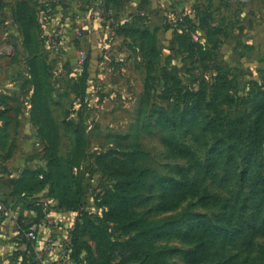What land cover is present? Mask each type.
Masks as SVG:
<instances>
[{"label":"rangeland","instance_id":"rangeland-1","mask_svg":"<svg viewBox=\"0 0 264 264\" xmlns=\"http://www.w3.org/2000/svg\"><path fill=\"white\" fill-rule=\"evenodd\" d=\"M123 1L115 13L121 27L114 36L81 29L79 39L65 26L54 35V46L48 40L60 17L43 7L35 9L31 49L23 45L15 22L8 27L10 14L0 12V49L7 48L0 50V160L8 159L12 175L24 168L49 169L46 136L31 113L34 81L29 62L35 54L57 125L54 149L69 174L72 193L80 186L86 208L101 213L99 197L118 179L113 171L143 169L142 185L129 190L121 207L124 219L142 216L149 223V243L146 237L138 251L162 247L163 264H187L182 253L192 244L170 232L191 227L196 213L217 215L238 186L233 181L220 188L208 181L210 190L219 193L218 204L204 209L187 197L165 210L160 180L181 181L182 168L193 165L184 174L190 181L208 158L217 159V169L223 170L232 158L239 174L248 165L251 174L264 173V0H165L155 1L156 9L149 0ZM5 2L0 0V10ZM235 119L240 120L236 135L227 125ZM244 124L258 134L254 158L247 155L253 135L243 132ZM172 141L190 154L183 157L171 150ZM242 187L248 193V182ZM51 188L47 183L39 191L11 195L0 181V219L6 230L37 224L29 246L19 241L8 251L1 244L0 264H16L17 248L25 255L17 257L20 264H75L68 245L76 213L60 207ZM177 195H168L169 205ZM235 247L230 252L240 249L242 261L264 262V232ZM131 252L122 248L112 257L125 261Z\"/></svg>","mask_w":264,"mask_h":264},{"label":"trees","instance_id":"trees-1","mask_svg":"<svg viewBox=\"0 0 264 264\" xmlns=\"http://www.w3.org/2000/svg\"><path fill=\"white\" fill-rule=\"evenodd\" d=\"M112 1L119 2V0H103L104 7L113 9L109 4ZM36 14L28 0L16 1L12 11L13 22L21 31L23 45L29 49L36 41L34 35L37 28ZM29 67L34 81L31 113L33 119L40 125V133H44L46 136L47 145L45 148L48 150L50 159L49 169L46 171L41 168H24L18 175L1 172L0 181L12 190L11 195L19 196H24L26 192L39 191L47 183L51 184L50 194L57 200L58 205L76 213L74 226L69 231L70 242L68 245L70 257L75 261V264H163L161 260H164L166 249L160 247L155 251L149 249L138 251L139 244L144 242L146 237L149 243V223L142 216L133 215L130 219H124L122 215L121 207L128 199L129 190L142 185L144 170L130 169L122 173L114 170L113 174L117 175V181L107 189H103L98 200L97 205L104 208L103 212L97 213L86 208L85 193L80 186L77 187L76 193H72L69 174L66 175L64 172L61 160L54 149V146L57 145V125L51 117L45 92H43L46 87L43 75L35 68L37 67L35 54H31ZM239 122V119H235L227 124L234 135H236L235 128H239ZM243 132L246 135H253L247 155L249 158H254V153H258V149H255L257 145L255 143H258V134H254L253 130L248 129L245 124ZM169 146L173 151L178 150L183 154L181 155L183 157L190 154L184 146L176 141L169 142ZM7 157L5 155L4 158ZM204 162L198 164L200 169L194 173L190 181L186 180L184 174H187L193 165L182 168L181 181L169 178L160 180L161 200L165 210L175 207L187 197L196 200L193 206L200 205L204 209L208 208L210 203L218 204L215 202L220 201L219 193L210 190L208 181L211 182L210 185L215 183L220 188L229 187L235 181L233 186L237 185L238 189L232 191L230 199L222 201L217 215L208 216L205 212L196 213L192 216L194 222L191 223V227L184 231H171L169 236L179 237L184 242L192 244L190 249L182 253V260L187 264H249L241 260L240 249L236 253L230 251L237 249L235 246L238 241L243 243V240H249L264 232V173L255 171L251 174L252 166L248 165L244 173L239 174L236 172L235 160L232 158L227 160V167L223 170L217 169L219 166L217 159L213 161L208 158ZM2 171L6 172L7 169ZM56 174L57 177H55ZM3 175H7L8 178H2ZM244 182H248V193L243 191ZM172 192L178 195L174 205H169L168 195ZM0 202L2 203L1 199ZM245 212L249 214L247 219H245ZM1 215L2 210H0ZM234 217L236 220H233ZM29 225L21 224V227L18 228V238L16 239L18 243L21 241L28 246L31 244L32 240H29L25 235V230ZM123 234H127L124 239H122ZM122 248H132V256H129L125 261L122 257H112L114 252H121ZM14 251L17 260L18 256L25 258L24 252L20 249L17 248ZM17 260L16 264H20ZM250 264H264V262H251Z\"/></svg>","mask_w":264,"mask_h":264},{"label":"crops","instance_id":"crops-1","mask_svg":"<svg viewBox=\"0 0 264 264\" xmlns=\"http://www.w3.org/2000/svg\"><path fill=\"white\" fill-rule=\"evenodd\" d=\"M2 1H6L5 2V9L1 8L0 12L6 11L7 13L10 14V21H9V25L7 24L8 20L5 22V24L8 25V27L12 26L13 23V19L12 17V11H13V7L15 6V2L18 0H2ZM29 2H31L30 4L33 6L34 9L36 10H40L41 7H43V11L47 12L48 10H52L53 11V15L55 17H60V19H57V25L58 26H64V31H65V26H68V30L67 33H71V35L73 34L74 31V26H75V22L72 19V2L73 0H28ZM62 1V2H60ZM150 1V6H152L154 9H156L155 7L157 6L155 1H160L161 3L165 0H149ZM124 3L123 0H119V2L114 3L113 1L110 2V6H112L113 10L115 13L120 12L119 10V6L121 5V3ZM44 3V4H43ZM43 4V5H42ZM56 14V15H55ZM62 17V18H61ZM120 18V16L118 17ZM121 19V18H120ZM64 23H63V22ZM78 25L82 28V30L86 33H94L97 35H101L102 37H105V32L104 29L102 27H100V25H93L92 28L91 25L86 22V20H83L82 22H79ZM55 26V25H54ZM54 26L52 28H54ZM51 28V29H52ZM71 29V30H70ZM87 29V30H86ZM70 35V36H71ZM10 47V46H9ZM0 50H7L6 47H2ZM7 159V158H4ZM8 160V159H7ZM7 160H0V164L2 166V170L7 169V171L11 172V167H10V163ZM1 175V172H0ZM6 188H8L6 185H4ZM6 223V222H5ZM5 223L3 224L2 220L0 219V246H2L1 244H5L3 246V249L5 248V250L11 251L13 248V244L16 245L19 244L17 242V231L16 228L12 229V230H6L5 228ZM16 225V224H15ZM18 226V225H17ZM5 230H4V229Z\"/></svg>","mask_w":264,"mask_h":264},{"label":"built area","instance_id":"built-area-1","mask_svg":"<svg viewBox=\"0 0 264 264\" xmlns=\"http://www.w3.org/2000/svg\"><path fill=\"white\" fill-rule=\"evenodd\" d=\"M171 1L180 2L183 0ZM72 9V19L75 22L74 31L79 39H83V35L81 33L82 28L78 25V23L82 22L83 20H86V22L91 25L90 28H92L93 25H100V27L104 29L105 34L111 37L116 34V31L121 24V19L116 16L114 10L111 8L104 7L103 0H73ZM63 30L64 26H58L57 28H54L52 30L53 35L48 40V42H50L52 46H54L56 43L54 35L56 36L58 32H62ZM80 60H84L83 53H81L80 55ZM1 209L2 206L0 202V210ZM36 234L37 224L32 223L25 230V235L29 240H34L36 238Z\"/></svg>","mask_w":264,"mask_h":264}]
</instances>
